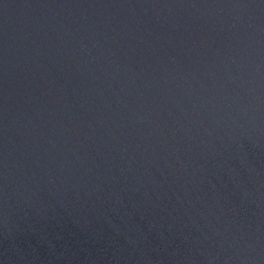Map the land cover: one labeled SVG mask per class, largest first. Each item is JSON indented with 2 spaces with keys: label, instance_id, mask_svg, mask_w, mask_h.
Returning <instances> with one entry per match:
<instances>
[{
  "label": "water",
  "instance_id": "water-1",
  "mask_svg": "<svg viewBox=\"0 0 264 264\" xmlns=\"http://www.w3.org/2000/svg\"><path fill=\"white\" fill-rule=\"evenodd\" d=\"M0 264H264V0H0Z\"/></svg>",
  "mask_w": 264,
  "mask_h": 264
}]
</instances>
